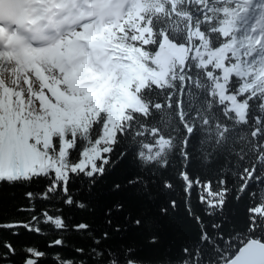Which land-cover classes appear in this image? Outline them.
<instances>
[{"label": "trees", "instance_id": "16d2710c", "mask_svg": "<svg viewBox=\"0 0 264 264\" xmlns=\"http://www.w3.org/2000/svg\"><path fill=\"white\" fill-rule=\"evenodd\" d=\"M108 22L96 33L115 48L105 51L104 57L113 65L112 71L106 76L108 72L98 65L81 61L96 86L90 93L67 98L71 119L58 129L31 131L8 146L1 130L0 175L17 171L20 160L27 157V143L33 159L25 173L54 168L58 176H66L73 169L61 162L79 135L85 142L81 157L92 144L100 150L97 158L87 162L85 178L88 171L99 176L95 162L99 160L103 168L118 141L106 174L90 194H83L82 202L94 211L78 213L91 224L94 236L109 232L110 238L100 247L112 248L118 264L138 260L223 264L210 245L200 247L205 231L213 240L221 233L233 237L232 244H221L222 256L240 240L255 237L264 241L261 228L248 231L250 209L264 226V0H128ZM164 38L191 50L182 63L169 64L157 81L150 76L159 68L152 57L159 54ZM220 49L221 65L215 55ZM134 64L143 72H138L139 85L134 79H122ZM221 84L243 103V116L221 97ZM131 88L140 106L131 101L127 93ZM107 107L112 112L111 134L98 141ZM68 133L73 140H65ZM54 136L60 138V152L46 156ZM121 156L124 159L113 169ZM43 183L5 185L0 220L25 218L27 213L16 211L28 203L23 194L42 191ZM116 184L121 185L118 191ZM48 203L39 201L42 207ZM116 204H122L123 210L114 212L112 218L122 227L127 224V232L115 233L105 224V209ZM165 208L168 214L162 215ZM149 218L154 222L151 229L146 223L134 226L137 219L146 222ZM130 248L135 251L128 252ZM198 249L202 261L196 259Z\"/></svg>", "mask_w": 264, "mask_h": 264}, {"label": "snow or ice", "instance_id": "6c2138e0", "mask_svg": "<svg viewBox=\"0 0 264 264\" xmlns=\"http://www.w3.org/2000/svg\"><path fill=\"white\" fill-rule=\"evenodd\" d=\"M12 3L14 18H22L24 23L20 24L16 19L7 21V27H10L12 23H17V34L10 43L0 41V47H7L13 51L30 48L32 41L51 39L44 34L45 29L51 28L58 33L65 24L70 25L78 22L77 17L80 15L79 11H73L76 7L73 0H12ZM0 23L5 22L0 21ZM21 30L26 34H22ZM0 80L6 84L15 81L14 91L18 90L21 84L18 77L13 75L7 61L0 69ZM35 87L36 85H33V88ZM97 135H99L98 131ZM65 140H73L71 133L66 134ZM84 143L82 137L77 135L72 147L66 150L61 163L73 169L68 170L66 176H58L54 168H37L27 173L22 170L13 171L11 174L0 175V195H2L5 185H27L44 181L42 191H26L23 194L28 203L20 205L16 211L27 213L25 218L0 220V264H118L117 253L112 248L100 247L103 241L110 238L109 232L103 231L100 237L94 236L91 224L84 221L78 213L81 210L94 211L82 202L83 194L85 191L90 194L98 183L99 177L106 174L108 164L115 158L110 153L116 151L115 145L119 142L114 141L103 168L100 167L99 160L95 162L99 176L96 175V172L88 171L87 179L85 171L88 170V166L83 169L77 167L82 159L80 153L83 151ZM37 148L43 150L42 145H38ZM53 151L60 152L59 136L52 138L51 147L47 149L46 156H50ZM123 159L124 157L121 156L116 160L112 164V168L115 169ZM16 163L12 162L13 167L16 166ZM88 180H91V183H88ZM137 182L131 181L133 184ZM144 187L147 188V184ZM120 188L119 184L114 186L117 191ZM141 194L140 192L136 193V195ZM41 199L49 200L48 205L40 206ZM149 199H155V197L150 196ZM122 210L123 205L116 204L104 211L105 224L115 233L127 232L129 228L127 224L122 227L119 223H115L112 218L114 212ZM167 214L168 209H162V215ZM171 222H176L174 216L171 217ZM142 223H146V227L151 229L154 222L151 218L146 222L137 219L134 226L140 227ZM258 228L264 230V226L257 219L255 210L250 209L248 231L255 232ZM222 243L232 244L233 237H225L221 233L213 240L206 231L202 233L200 247H203L204 244L210 245L215 255L223 260V264H264V242L251 238L247 242L240 240L239 245L234 247L227 256L221 255L225 251L221 247ZM127 251L134 252L135 249L130 248ZM196 259L203 260L199 249ZM135 264H146V262L138 260ZM183 264H189V261L185 260Z\"/></svg>", "mask_w": 264, "mask_h": 264}, {"label": "rangeland", "instance_id": "374dc122", "mask_svg": "<svg viewBox=\"0 0 264 264\" xmlns=\"http://www.w3.org/2000/svg\"><path fill=\"white\" fill-rule=\"evenodd\" d=\"M90 1L94 6H97L99 16L89 22L84 33L80 31L75 32L78 36H83L77 38V40L81 38L83 41L76 40L75 48L67 58V66L62 65L61 62V55L67 47L63 39L60 43L54 44L50 49L42 48L38 50V48L34 47L33 42H31L30 48H23L16 51L10 50L7 47L0 48V50L6 51L4 53V62L0 63V69L7 61L13 75L21 81L19 89L14 91L13 85L15 81L6 84L3 80H0V131H4L2 140L7 146L12 141L20 142L31 131H37L45 127L46 129L55 130L59 128L61 123L71 119L72 110L67 102V98L90 93L91 89L96 86V83L92 86L91 79L87 75L88 70L81 67V61L89 60L98 65L101 69L108 72L105 73L106 76L112 71L113 65L110 64L109 59L107 63L104 57L106 55L105 51L113 52L115 48L109 42H106L96 31L100 32L104 30V23H109L108 21L111 18L115 19L117 10L120 7L126 6L128 0ZM73 10L78 11L79 6H76ZM79 17H77L78 21H80ZM13 32L16 31L12 30L10 36L14 34ZM190 50V47L174 43L164 38L160 46L159 54L152 57L153 62L155 64L157 63L159 68L157 67L156 70L150 72V76L158 81L157 75L162 77L167 71L169 64L176 62L182 63ZM222 53L223 50L220 49L216 50L215 54L220 65L224 60ZM258 54H261V51ZM13 57L16 58V61L13 60ZM33 65H38L37 67L41 66L44 74H38L36 76L37 72ZM134 65L135 67L131 65L129 71L123 73L122 79L127 82L134 79L136 80V84L139 85L138 72H143L138 69L137 64ZM238 70L241 69L238 68ZM224 74L226 75V73ZM98 81L99 84L102 82L101 80ZM33 85H36V87L33 88ZM117 86L121 87L120 81L117 83ZM133 91L131 88L127 93L130 95V99L134 105L140 106V102ZM218 92L221 97L229 100V106L235 108L239 116H243V103L238 100L235 93L227 92L223 84H221ZM111 119L112 112L107 107L105 125L103 126L100 137L97 139L98 141L106 135L111 134ZM24 148L27 154L24 160L30 161V163L25 169L21 168L20 163L17 171H25L31 166L33 151L27 143ZM99 155L100 150L94 144L89 146L83 152V157L79 162L80 168H84L89 160L95 159ZM7 172L11 173L12 171L8 169Z\"/></svg>", "mask_w": 264, "mask_h": 264}, {"label": "bare ground", "instance_id": "6f19581e", "mask_svg": "<svg viewBox=\"0 0 264 264\" xmlns=\"http://www.w3.org/2000/svg\"><path fill=\"white\" fill-rule=\"evenodd\" d=\"M73 3L76 6H79V12H80V21L72 23L70 25L65 24L63 27H61L59 29V32L57 33L56 30L54 29H45V35L48 37H51V44L48 45L46 47V49H50L53 47L54 44L56 43H60V41L63 39L65 40L66 43V50L65 52L62 53L61 55V62L62 65H68V57L69 55L73 52L74 48H75V43L77 38L79 37H83V36H78L77 34H75L76 31H80L82 33L85 32V29L87 28L89 22L93 21L96 17L99 16V12L97 9V6H94L92 4V2L90 0H73ZM75 12V10H73ZM77 11V10H76ZM14 30L16 32H13L14 34L12 36H10V34L6 37V39L4 41H8L9 43L12 41L13 37L17 34V28H14ZM22 33V30H21ZM22 34H26V33H22ZM55 41V42H54ZM77 41H83V39H78ZM33 42H37V41H33ZM2 48V47H0ZM39 50V49H38ZM6 51L4 50H0V63H3L5 58H4V53ZM13 60L16 61V58L13 57ZM5 64V63H4ZM38 65H33V67L36 69V76L38 74H44V71L42 70V67ZM4 67V65L1 67V69ZM43 78L44 75H42ZM45 81V80H44ZM46 82V81H45ZM30 161H22L21 162V168L25 169L28 165H29Z\"/></svg>", "mask_w": 264, "mask_h": 264}, {"label": "water", "instance_id": "95a60500", "mask_svg": "<svg viewBox=\"0 0 264 264\" xmlns=\"http://www.w3.org/2000/svg\"><path fill=\"white\" fill-rule=\"evenodd\" d=\"M251 239H257V240H260L258 238H255V237H250ZM250 238H248L245 242H247ZM261 242H264L263 240H260ZM131 264H135L136 261H130ZM129 264V262L127 263ZM146 264H164V263H146Z\"/></svg>", "mask_w": 264, "mask_h": 264}]
</instances>
